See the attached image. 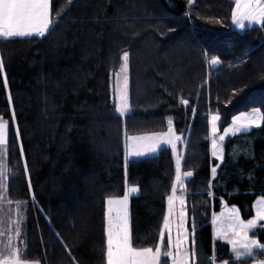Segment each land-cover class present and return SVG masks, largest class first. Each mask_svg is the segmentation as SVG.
Segmentation results:
<instances>
[{"label": "trees", "instance_id": "trees-1", "mask_svg": "<svg viewBox=\"0 0 264 264\" xmlns=\"http://www.w3.org/2000/svg\"><path fill=\"white\" fill-rule=\"evenodd\" d=\"M232 7L231 0H50L54 24L44 37L0 38V118L9 121L3 201L21 202L22 259L105 264V201L125 184L138 187L133 246L154 248L174 180L172 154L163 148L125 161L124 147L126 136L164 132L169 120L182 137L181 172L193 173L183 194L196 264H211L213 255L217 263L264 259L255 250L237 261L213 241L210 224L222 201L247 220L264 196V123L226 139L210 175L217 162L209 116L221 117V129L239 112L264 113V25L238 32ZM124 52L130 111L122 118L112 77ZM252 234L264 243V226Z\"/></svg>", "mask_w": 264, "mask_h": 264}, {"label": "snow or ice", "instance_id": "snow-or-ice-1", "mask_svg": "<svg viewBox=\"0 0 264 264\" xmlns=\"http://www.w3.org/2000/svg\"><path fill=\"white\" fill-rule=\"evenodd\" d=\"M191 3V0H189ZM235 6L232 10L233 24L239 28H245V21L249 24L256 23L264 25V0H234ZM50 0H0V38L31 37L33 35L44 37L53 27L54 21L51 19ZM123 63L120 72L116 74V111L124 115L128 111L127 102V69L129 54L124 52L121 57ZM212 64H217L218 59L213 57ZM0 72H3V64L0 63ZM121 74L123 78L121 79ZM5 88L7 81L5 80ZM182 105H188L189 101L182 99ZM219 115H211L208 119L210 125L209 137L211 139V155L216 159H222L220 142L225 136L247 130L253 126L260 127L264 123V113L260 109H253L250 112H241L232 117L229 127L223 129V134L217 136ZM13 123L15 117L13 116ZM9 131V121L0 118V147L7 143ZM182 140L173 130V123L168 121L167 132L152 133L141 136H126V158L128 156H144L147 153L156 152L161 144L171 146L175 157L176 175L172 183L171 194L167 197V212L163 217V225L160 231V241L155 248L135 247L130 236L128 222V200L129 195L137 191L135 187L126 188L123 197L106 199V209L104 214L106 237L105 260L106 264H196L197 253L195 251L194 240L189 247V232L185 227V178L191 177L192 172H181L182 154L177 151V144ZM21 154L23 152L21 150ZM27 171V168H25ZM215 176L216 167L212 168ZM9 179L4 170H0V191L5 185L3 181ZM211 186V185H210ZM209 196L213 193L209 191ZM2 199V196H0ZM21 202H17L19 209ZM178 206V211H177ZM255 215L250 219H242L239 209L235 206L228 207L222 201V211L219 214L213 213L212 227L213 237L216 240L225 241L231 248L234 258L239 261L252 256L256 249L264 252V243L257 238L250 236L258 226L264 221V196L258 198L253 204ZM20 217L19 212L17 213ZM22 219V217H20ZM16 235H20L19 219L16 222ZM175 225V237L172 235V227ZM167 231L168 251L162 250L164 235ZM4 235L0 232V236ZM162 257H167V261H162ZM211 264H217L213 255ZM0 264H28L26 259H22L19 249L13 247L11 236L0 251ZM220 264H231L230 261H221ZM264 264V261L260 262Z\"/></svg>", "mask_w": 264, "mask_h": 264}, {"label": "rangeland", "instance_id": "rangeland-1", "mask_svg": "<svg viewBox=\"0 0 264 264\" xmlns=\"http://www.w3.org/2000/svg\"><path fill=\"white\" fill-rule=\"evenodd\" d=\"M192 1V0H191ZM232 2H233V7H232V10H233V8H234V6H235V3H234V0H231ZM51 10V9H50ZM51 14V13H50ZM231 25H232V27L234 28V29H236L238 32H243L246 28H253V27H259V26H261V24H256V23H252V24H249L247 21H245V28L244 29H239V28H237L234 24H233V21H232V11H231ZM51 29V28H50ZM47 34V33H46ZM33 36H35V35H33ZM32 37V36H31ZM15 38H24V37H15ZM122 63H123V61L121 62V65H122ZM121 65H120V67H119V69L117 70V72L113 75V77H112V92H113V96H112V99H113V101H114V104H115V109H116V103H117V97H116V74L117 73H119L120 72V69H121ZM217 64H213V66H216ZM123 78V74H121V79ZM127 79H128V84H127V102H128V93H129V78H128V69H127ZM262 95H264V93L262 94ZM253 109H251V110H248V111H244V112H250V111H252ZM129 111H130V109H129V103H128V111L124 114V115H120L117 111H116V113L120 116V117H122V118H124L126 115H128L129 114ZM239 113H241V112H239ZM239 113H237V114H234L233 116H235V115H238ZM212 115H216V114H212ZM211 116V115H210ZM210 116H209V118H210ZM232 116V117H233ZM231 122H232V118H231V120H230V122H229V124L226 126V127H229L230 125H231ZM225 128V127H224ZM224 128H221V129H219V121H218V133H217V136H219V135H222L223 134V129ZM252 128H255V126H253V127H251V128H249V129H247V130H243V131H241V132H237V133H235V134H239V133H242V132H246V131H248V130H250V129H252ZM167 129H168V124H167V128H166V130L164 131V132H167ZM173 130H174V132L177 134V135H180L181 136V134L180 133H177L176 132V130L174 129V127H173ZM208 131H210V125H209V123H208ZM164 132H160V133H164ZM150 134H152V133H150ZM8 135H9V131H8ZM144 135H148V134H144ZM232 135H234V134H229V135H227V136H225V139L223 140V141H221L220 142V147H221V150H222V158H223V143H224V141L226 140V139H228L229 137H231ZM137 136H141V135H137ZM7 141H8V136H7ZM181 142V141H180ZM180 142H178V144H180V146H178V144H177V151H178V153H180V154H182V148H181V144L182 143H180ZM125 145H126V139H125ZM6 146H7V143H6V145L5 146H2V147H0V170H4L5 171V175L7 176V174H8V165H7V156H8V153H7V148H6ZM168 149V150H170V152H171V154H172V158H173V162H174V167H175V173H174V179H175V175H176V166H175V157L173 156V153H172V149H171V146L170 145H167V144H161V146L157 149V151L156 152H152V153H147L146 155H144V156H128L127 158H126V147H124V160L125 161H127V160H130V159H138V158H144V157H148V156H151V155H155L160 149ZM209 155H210V158L211 159H214L217 163H216V170H217V168L219 167V165H220V163L222 162V159H216V158H214L212 155H211V139H210V137H209ZM182 156H183V154H182ZM213 168V167H212ZM212 168H211V171H210V175H211V177H213V174H212ZM188 178V177H187ZM187 178H185V179H187ZM8 180V179H7ZM7 180H5V181H3V183H4V185H5V187H6V185H7ZM174 181V180H173ZM5 187H4V189H5ZM131 187H135L136 189H137V191L136 192H134V193H131L130 195H129V200H128V222H129V231H130V236H131V225H130V203H131V199L134 197V196H136L137 195V193H138V187L137 186H134V185H128V184H125V187H124V191H123V193H122V195L121 196H118V197H112V198H121V197H123V195H124V192H125V190H126V188H131ZM171 190H172V188H171ZM170 194H171V192H170ZM178 194H183V193H180L179 192V190H178ZM5 199V193H2V199H1V205H2V209H0V218H1V232H3L4 233V235H2L1 236V246H0V250L2 251V250H4V246L7 244V242H8V237L9 236H11V240H12V245H13V247H16V248H18L19 249V254H20V257L22 258V251L24 250V241H23V233H24V216H23V214H22V211H20V207H19V209L17 208V204L15 205H13V206H11L10 207V205H5L4 204V200ZM255 203V202H254ZM253 203V204H254ZM165 207H166V212H167V199H166V203H165ZM105 209H106V204H105ZM179 209H178V206H177V211H178ZM222 211V208L221 209H219L218 211H216V212H214V213H216V214H219L220 212ZM252 211H253V216L255 215V212H254V209H253V205H252ZM19 212V214H20V217H22V219H20V217H18V215H17V213ZM105 212V211H104ZM185 212H186V208H185ZM166 214V213H165ZM212 217H213V213L211 214V216H210V224H211V228H212V239L214 240V241H222V242H224V243H226L225 241H223V240H216V239H214V237H213V227H212V223H211V221H212ZM19 219V229H20V235L19 236H17L16 235V227H17V224H16V222H17V220ZM186 216H185V227H186V229H187V225H186ZM163 225V224H162ZM263 227L264 226V221H262V222H259V224H258V226L256 227V229H254L252 232H250V236H252V237H254V238H257V236L256 235H253L252 233L256 230H259V228L260 227ZM162 228V227H161ZM187 231L189 232V230L187 229ZM175 234H176V231H175V225L173 224V227H172V235H173V237H175ZM189 234H190V236H189V247H191L192 246V241H193V237H192V232H189ZM167 235H168V233H167V231L165 232V235H164V243H163V245H162V250H163V247L166 245L167 246V243H166V241H167ZM106 238V237H105ZM160 241V236H159V239H158V242ZM157 242V243H158ZM227 244V243H226ZM228 245V244H227ZM228 247H229V249L231 250V248H230V246L228 245ZM155 248V247H154ZM153 248V249H154ZM167 250H168V248H167ZM259 249H256V251H258ZM255 251V250H254ZM254 251H253V254H254ZM252 254V255H253ZM256 261H259V263L258 264H260V262H262V261H264V259H257ZM28 264H37V263H35V262H28Z\"/></svg>", "mask_w": 264, "mask_h": 264}, {"label": "crops", "instance_id": "crops-1", "mask_svg": "<svg viewBox=\"0 0 264 264\" xmlns=\"http://www.w3.org/2000/svg\"><path fill=\"white\" fill-rule=\"evenodd\" d=\"M5 189H6V187H5ZM5 189H3V191H0V196H2V193H5ZM0 209H1V199H0ZM186 221H187V214H186ZM186 225H187V222H186ZM0 232H1V221H0ZM214 241V240H213ZM215 242V241H214ZM220 242H222V241H220ZM224 243V242H223ZM226 244V243H225ZM0 246H1V236H0ZM228 246V245H227ZM230 250V249H229ZM1 251V250H0ZM163 251H168L167 250V246L165 245L164 247H163ZM231 251V250H230ZM162 259V261H167V257H162L161 258ZM259 262V261H258ZM258 262H257V264H258ZM256 263V262H255ZM105 264H106V261H105ZM169 264H170V262H169ZM217 264H220V262L219 263H217Z\"/></svg>", "mask_w": 264, "mask_h": 264}, {"label": "built area", "instance_id": "built-area-1", "mask_svg": "<svg viewBox=\"0 0 264 264\" xmlns=\"http://www.w3.org/2000/svg\"><path fill=\"white\" fill-rule=\"evenodd\" d=\"M251 264H257V263H251Z\"/></svg>", "mask_w": 264, "mask_h": 264}]
</instances>
